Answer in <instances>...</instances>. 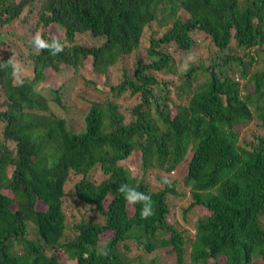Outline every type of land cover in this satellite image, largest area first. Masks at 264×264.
Listing matches in <instances>:
<instances>
[{"label":"trees","instance_id":"16d2710c","mask_svg":"<svg viewBox=\"0 0 264 264\" xmlns=\"http://www.w3.org/2000/svg\"><path fill=\"white\" fill-rule=\"evenodd\" d=\"M196 31L214 54L185 66L176 103L155 72L173 73L169 47L187 52ZM37 33L63 51L37 52ZM144 40L148 60L109 84ZM86 62L106 89L83 80ZM63 70L99 96L66 118L50 109L67 111L65 83L43 84ZM253 119L264 129V0H0V264H264V137L239 141ZM180 165L176 184L165 175ZM121 184L150 194L154 214L142 219ZM169 197L185 198L184 222L195 213L191 236L169 222Z\"/></svg>","mask_w":264,"mask_h":264},{"label":"rangeland","instance_id":"374dc122","mask_svg":"<svg viewBox=\"0 0 264 264\" xmlns=\"http://www.w3.org/2000/svg\"><path fill=\"white\" fill-rule=\"evenodd\" d=\"M32 17V13L28 12L27 17H25L27 20H30ZM5 29V28H4ZM3 30V29H1ZM8 31H12L15 35H19L22 33V28L20 25H18L16 22H13L8 26ZM24 32V31H23ZM55 33V32H54ZM194 38V43L192 47L187 52H180L178 50H173L172 46L169 47L168 51L170 52L173 60V73L169 74H163L160 72H155V76L159 81H165L167 82V88H169V96L174 102H179L180 99L183 101L185 98V92L180 91V94H178L179 89H177L178 85L180 84L182 80V72L185 71V66L188 64H199V61L202 62V65L206 66L211 61V55L214 54V47L211 44L210 40L203 35V33L196 31L192 34ZM22 37V36H21ZM7 36H5V39ZM81 42L87 43L88 40L81 38ZM1 48H6L9 51L17 52L18 48L15 43L12 44L11 48H7L5 46H1ZM136 60L146 62L148 60V57L146 56V50H145V40L142 42L140 48L135 51V53L130 54L129 56L124 57L123 60L118 59L116 63L111 66L108 69L107 77H108V83L114 84L119 79V72L120 68L124 67L126 68L130 73L133 70L134 64ZM89 62H86L83 66V69L81 71V75L84 78H90L94 79L95 82L98 84L103 85V88L106 89L107 85L103 81L102 77H95L91 74L89 71ZM26 73V72H25ZM29 74V72H28ZM234 76V75H233ZM238 75L236 74V77ZM200 78V76H199ZM80 81H82L80 76H73V74L68 70L59 71L56 76H53L50 80L45 81L43 84L46 85H52L55 86L56 84H63L65 83V86H67V93L65 96L67 111L64 112L61 108L55 107L54 105L50 106V109L56 113L58 116L67 117L66 114L71 113L73 109L77 110L76 108H82L81 110H85V107L87 106L84 104L83 96L84 98H99V96L92 91L90 88H84ZM241 81V80H239ZM76 95V97H74ZM115 101L118 103V109L120 113L123 115L124 119H129V110L128 107L132 105L134 102L133 98H129L126 93L122 94L118 98L115 99ZM80 121L81 118L77 117L74 120H66V127L69 129H72L73 131H79L80 127ZM79 129V130H78ZM254 135H261L264 137V129H261L258 126V121L256 119L251 120L248 125L245 127L244 130L240 132V139L239 141L242 143H252L254 144L256 142V139ZM139 160V152H132L123 162L124 165H130L135 166ZM184 166L180 165L173 174L165 175L166 177L169 176V179H175L176 184H178L181 181V176L184 172ZM135 173V172H134ZM160 176V175H159ZM150 185L154 186L159 184L155 183V179L153 175H150L149 179ZM184 193H187V189L185 188ZM169 202L170 211L168 220L169 222H174L178 228L184 229L186 233L191 236L193 233L191 222L193 217H195V213L190 214L188 216V221L184 222L181 217V208L185 206L186 200L185 198H166ZM41 207H44L43 205ZM40 208V207H38ZM202 209L198 208V212L200 213ZM127 211L130 213V207L127 208ZM263 222V221H262ZM108 235L103 234V236H100L99 242L104 240ZM15 249L19 250L18 246L14 247ZM135 253V252H134ZM172 255V254H170ZM161 258V257H160ZM163 260V258H161ZM63 264H72L70 260H68L64 255L62 257ZM160 264H170L169 261L163 260V263ZM209 264V263H208ZM257 264H260L259 262Z\"/></svg>","mask_w":264,"mask_h":264},{"label":"clouds","instance_id":"9594fccd","mask_svg":"<svg viewBox=\"0 0 264 264\" xmlns=\"http://www.w3.org/2000/svg\"><path fill=\"white\" fill-rule=\"evenodd\" d=\"M31 43L36 47L37 52L41 50H49L52 55H58L63 51L64 45L57 39H53L51 43L42 39L41 35L37 33ZM164 184H170V180L166 177L162 178ZM118 191L124 195L127 203L135 205L136 203L142 204L140 215L142 219H147L154 214L152 198L150 194L137 191L135 188L128 184H121Z\"/></svg>","mask_w":264,"mask_h":264}]
</instances>
